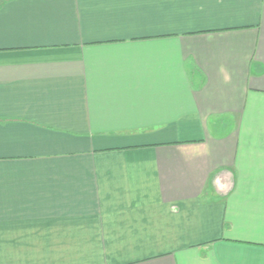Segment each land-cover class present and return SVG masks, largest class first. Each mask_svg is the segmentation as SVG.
<instances>
[{
    "label": "crops",
    "instance_id": "1",
    "mask_svg": "<svg viewBox=\"0 0 264 264\" xmlns=\"http://www.w3.org/2000/svg\"><path fill=\"white\" fill-rule=\"evenodd\" d=\"M0 264H264V0H0Z\"/></svg>",
    "mask_w": 264,
    "mask_h": 264
}]
</instances>
